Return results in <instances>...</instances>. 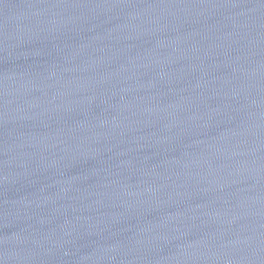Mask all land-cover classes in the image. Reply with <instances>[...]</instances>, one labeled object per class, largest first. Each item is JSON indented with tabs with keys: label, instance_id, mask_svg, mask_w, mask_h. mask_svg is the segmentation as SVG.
<instances>
[{
	"label": "water",
	"instance_id": "water-1",
	"mask_svg": "<svg viewBox=\"0 0 264 264\" xmlns=\"http://www.w3.org/2000/svg\"><path fill=\"white\" fill-rule=\"evenodd\" d=\"M0 264H264V0H0Z\"/></svg>",
	"mask_w": 264,
	"mask_h": 264
}]
</instances>
